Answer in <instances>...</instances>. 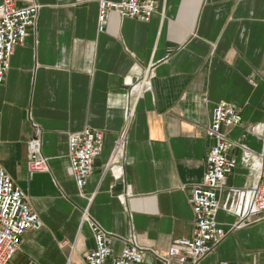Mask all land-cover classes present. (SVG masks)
<instances>
[{
	"label": "crops",
	"instance_id": "0c3cea01",
	"mask_svg": "<svg viewBox=\"0 0 264 264\" xmlns=\"http://www.w3.org/2000/svg\"><path fill=\"white\" fill-rule=\"evenodd\" d=\"M14 1L41 10L0 85V159L42 227L22 237L12 264H86L93 223L115 256L134 242L144 264H166L175 241L193 233L192 188L205 172L219 102L232 103L245 123L225 128L238 162L227 188L257 182L242 147L264 167V0H152L149 23L111 13L103 33L101 0ZM126 128L122 171H107ZM85 129L102 132L104 149L81 191L68 137ZM34 138L49 172L31 177ZM217 219L226 230L237 220L222 209ZM199 264H264V220L230 233Z\"/></svg>",
	"mask_w": 264,
	"mask_h": 264
},
{
	"label": "built area",
	"instance_id": "2783aa9c",
	"mask_svg": "<svg viewBox=\"0 0 264 264\" xmlns=\"http://www.w3.org/2000/svg\"><path fill=\"white\" fill-rule=\"evenodd\" d=\"M41 7L37 4L19 8L14 0H4L0 5V85L10 70L14 49L22 45L30 28L36 27ZM157 12L152 0H101L98 30L105 32L111 13L122 19H136L149 23ZM149 85V82H146ZM139 87L136 85L134 88ZM129 111L126 114L127 122ZM241 112L230 102L221 101L213 110L207 135L213 141L205 161V172L201 182L192 188L194 229L190 238L175 241L168 259L178 258L180 263L191 259L199 264L214 252L226 237L235 231L264 220V167L261 162L251 161V153L245 147L242 162L251 163L257 172V182L243 189L227 188L228 176L238 162L229 154L235 143L225 128H243ZM127 128L120 134L107 165V171H122L121 161L126 157ZM104 149L101 131L85 129L68 137V159L74 181L83 190L94 172L96 159ZM28 170L32 177L37 173H48V159L42 154V143L32 139L27 146ZM123 173V172H122ZM120 174L119 178L122 176ZM227 191L222 204L220 195ZM236 217V222L226 230L218 221L220 210ZM42 222L32 208L27 193L7 173L0 159V264H12L14 255L20 250L21 239L29 231H38ZM95 249L86 257V264H144V250L136 243L128 244L119 256H115L108 243V233L98 224L91 225ZM168 259L166 264H169Z\"/></svg>",
	"mask_w": 264,
	"mask_h": 264
},
{
	"label": "bare ground",
	"instance_id": "6f19581e",
	"mask_svg": "<svg viewBox=\"0 0 264 264\" xmlns=\"http://www.w3.org/2000/svg\"><path fill=\"white\" fill-rule=\"evenodd\" d=\"M87 218H88V217H85V216H84L83 220H86Z\"/></svg>",
	"mask_w": 264,
	"mask_h": 264
}]
</instances>
